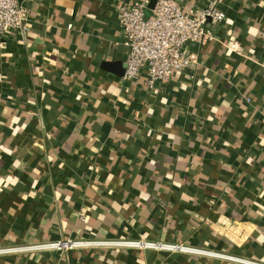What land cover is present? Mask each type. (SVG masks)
I'll use <instances>...</instances> for the list:
<instances>
[{"label": "crops", "instance_id": "0c3cea01", "mask_svg": "<svg viewBox=\"0 0 264 264\" xmlns=\"http://www.w3.org/2000/svg\"><path fill=\"white\" fill-rule=\"evenodd\" d=\"M20 1L28 39L0 35V246L149 239L250 263L104 246L0 264H264V0H223L215 39L154 87L122 80L134 0Z\"/></svg>", "mask_w": 264, "mask_h": 264}, {"label": "built area", "instance_id": "2783aa9c", "mask_svg": "<svg viewBox=\"0 0 264 264\" xmlns=\"http://www.w3.org/2000/svg\"><path fill=\"white\" fill-rule=\"evenodd\" d=\"M222 1L209 0L205 6L186 10L181 0H155L151 14L146 12L150 0H134L119 4L117 18L126 37L125 45L129 49L122 80L125 83L134 81L146 72V85L154 87L156 82L168 79L174 71L188 68L196 60V56L189 52L187 46L190 43L204 44L214 40L213 25L226 18V12L221 8ZM29 21V9L20 0H0V35L11 31L22 41H26L30 30ZM79 218L86 221L88 217L80 212ZM104 246L203 253L250 263L243 258L224 256L182 243L149 239L44 240L24 245L0 246V256L21 251Z\"/></svg>", "mask_w": 264, "mask_h": 264}, {"label": "water", "instance_id": "95a60500", "mask_svg": "<svg viewBox=\"0 0 264 264\" xmlns=\"http://www.w3.org/2000/svg\"><path fill=\"white\" fill-rule=\"evenodd\" d=\"M154 4V1H152L151 2V6ZM115 65V67L117 68V66H118V63H116V64H114ZM126 66V65H125Z\"/></svg>", "mask_w": 264, "mask_h": 264}]
</instances>
